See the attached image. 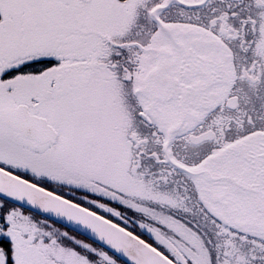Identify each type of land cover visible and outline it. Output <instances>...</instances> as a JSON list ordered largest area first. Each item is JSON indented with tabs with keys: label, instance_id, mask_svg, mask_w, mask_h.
Returning <instances> with one entry per match:
<instances>
[{
	"label": "snow or ice",
	"instance_id": "snow-or-ice-1",
	"mask_svg": "<svg viewBox=\"0 0 264 264\" xmlns=\"http://www.w3.org/2000/svg\"><path fill=\"white\" fill-rule=\"evenodd\" d=\"M0 264H264V0H0Z\"/></svg>",
	"mask_w": 264,
	"mask_h": 264
}]
</instances>
